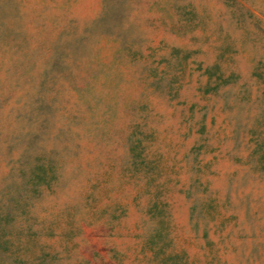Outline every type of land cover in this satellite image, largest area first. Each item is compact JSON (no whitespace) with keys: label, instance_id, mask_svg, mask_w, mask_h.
<instances>
[{"label":"rangeland","instance_id":"rangeland-1","mask_svg":"<svg viewBox=\"0 0 264 264\" xmlns=\"http://www.w3.org/2000/svg\"><path fill=\"white\" fill-rule=\"evenodd\" d=\"M0 264H264V0H0Z\"/></svg>","mask_w":264,"mask_h":264}]
</instances>
